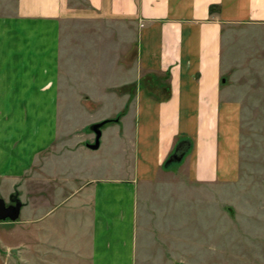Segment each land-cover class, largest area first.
<instances>
[{
  "label": "crops",
  "instance_id": "0c3cea01",
  "mask_svg": "<svg viewBox=\"0 0 264 264\" xmlns=\"http://www.w3.org/2000/svg\"><path fill=\"white\" fill-rule=\"evenodd\" d=\"M67 19L109 21L134 32L132 98L125 90L112 93L125 104L103 117L127 104L102 129L97 147L114 145L110 166L96 161L88 178L56 173L57 161L79 150L81 139L88 147L91 139L83 136L60 157L40 159L28 179L60 136V37ZM230 24L264 25V0H15L0 14V194L19 190L20 213L34 208V264H137L143 185L178 170L200 183L237 177L240 104L223 80L222 35ZM180 137L191 148L165 168Z\"/></svg>",
  "mask_w": 264,
  "mask_h": 264
},
{
  "label": "rangeland",
  "instance_id": "374dc122",
  "mask_svg": "<svg viewBox=\"0 0 264 264\" xmlns=\"http://www.w3.org/2000/svg\"><path fill=\"white\" fill-rule=\"evenodd\" d=\"M14 4L0 0V14L10 12ZM74 20L63 21L61 27L60 136L36 160L28 179H34L43 157H60L83 136L94 141L88 126L125 104L112 93L125 90L132 98L134 32L109 21ZM222 52L228 66L224 78L231 98L240 104L237 177L200 183L178 170L162 172L143 185L137 264H264V25L230 24L224 28ZM81 140L79 150L57 161L56 173L88 178L96 171V161L105 167L116 159L114 145L90 149ZM13 193L21 197L19 190L8 195L5 189L0 197L7 201ZM0 264H34V208L27 215L22 210L15 221L0 220Z\"/></svg>",
  "mask_w": 264,
  "mask_h": 264
},
{
  "label": "water",
  "instance_id": "95a60500",
  "mask_svg": "<svg viewBox=\"0 0 264 264\" xmlns=\"http://www.w3.org/2000/svg\"><path fill=\"white\" fill-rule=\"evenodd\" d=\"M223 80H225V78H223ZM113 121H118V117L105 118L100 121L91 123L88 126V130L94 133V141L91 143H87V146L89 148L96 149L99 146L102 128ZM186 153L185 151L177 153V148H176L172 153V155L168 157V159L165 161L164 167L169 168L170 167L168 165L169 163L179 164ZM12 197L14 198H12V202L9 204L6 203L4 198L0 197V220L9 219L11 221H15L18 219L20 214V209L22 207V201L16 194H14V196ZM178 264H183V263H178Z\"/></svg>",
  "mask_w": 264,
  "mask_h": 264
},
{
  "label": "trees",
  "instance_id": "16d2710c",
  "mask_svg": "<svg viewBox=\"0 0 264 264\" xmlns=\"http://www.w3.org/2000/svg\"><path fill=\"white\" fill-rule=\"evenodd\" d=\"M126 107V106H125ZM125 107H124V109L121 111V112H119V113H117L116 115H115V117H118V120H119V118H120V116L124 113V111H125ZM191 145H192V142H191V140L190 139H188V138H178L177 140H176V142H175V144H174V147H173V149H172V151L169 153V155L167 156V158H166V160L168 159V157H170L171 155H172V153L174 152V150L177 148V153L178 152H182V151H185V153L187 152V151H189V149L191 148ZM165 160V161H166ZM165 161H164V163H165ZM13 196H14V193L12 194Z\"/></svg>",
  "mask_w": 264,
  "mask_h": 264
},
{
  "label": "flooded vegetation",
  "instance_id": "af4514ba",
  "mask_svg": "<svg viewBox=\"0 0 264 264\" xmlns=\"http://www.w3.org/2000/svg\"><path fill=\"white\" fill-rule=\"evenodd\" d=\"M12 198H14V197H12ZM12 198H11V199L9 198V199L6 201V203H7V204L11 203V202H12Z\"/></svg>",
  "mask_w": 264,
  "mask_h": 264
}]
</instances>
